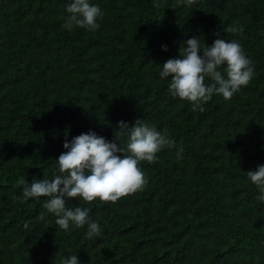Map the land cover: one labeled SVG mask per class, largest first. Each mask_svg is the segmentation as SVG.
<instances>
[{
    "label": "trees",
    "instance_id": "obj_1",
    "mask_svg": "<svg viewBox=\"0 0 264 264\" xmlns=\"http://www.w3.org/2000/svg\"><path fill=\"white\" fill-rule=\"evenodd\" d=\"M70 3L0 0V264H264V202L247 178L264 165V0H90L104 13L95 31L63 28ZM231 25L243 33L227 34ZM191 38L236 40L254 67L247 86L227 101L213 94L203 112L159 76ZM137 119L175 145L140 164L141 191L66 199L89 211L98 236L59 229L45 197L22 199L24 186L54 177L66 140L94 131L119 146V122Z\"/></svg>",
    "mask_w": 264,
    "mask_h": 264
},
{
    "label": "clouds",
    "instance_id": "obj_2",
    "mask_svg": "<svg viewBox=\"0 0 264 264\" xmlns=\"http://www.w3.org/2000/svg\"><path fill=\"white\" fill-rule=\"evenodd\" d=\"M196 0H176L174 8L192 7ZM156 7H160L156 2ZM63 28L97 30V20L104 13L90 0H71L66 7ZM227 34L243 33V27L231 25L223 29ZM206 45V44H205ZM167 51V46H163ZM180 58L165 61L159 72L161 79H168V91L173 97L191 103L192 111H205L202 107L213 97L221 95L231 100L233 95L247 86L253 75L252 61L245 55L236 40L216 39L212 46H201L199 38L186 39L179 47ZM202 53V55H201ZM222 69V70H221ZM206 78L211 83H206ZM127 136L125 144L121 136ZM115 140L109 142L96 132L82 133L71 142L64 143L66 152L57 161V172L52 179L34 180L23 187L22 199L47 198L42 207L53 214L59 229L69 230L70 226H88L86 239L100 234L98 222L89 218V211L82 207L69 208L66 199L80 198L86 203L97 199L104 203H115L121 198L143 190L148 181L140 167L142 162H157V154L164 147H174L175 141L169 139L167 129L157 130L144 120L137 119L133 125L120 121L114 132ZM177 159H181V153ZM247 178L258 188L257 200L264 202V165L248 171ZM20 183L23 185L24 181ZM41 219L44 213H41ZM28 227L27 224L24 225ZM61 264H80L78 256L62 259Z\"/></svg>",
    "mask_w": 264,
    "mask_h": 264
}]
</instances>
